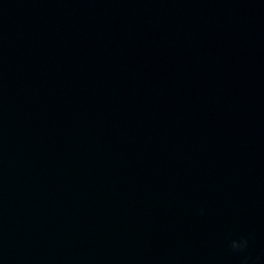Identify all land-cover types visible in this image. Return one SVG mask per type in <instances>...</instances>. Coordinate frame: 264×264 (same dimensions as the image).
<instances>
[{
	"label": "water",
	"instance_id": "95a60500",
	"mask_svg": "<svg viewBox=\"0 0 264 264\" xmlns=\"http://www.w3.org/2000/svg\"><path fill=\"white\" fill-rule=\"evenodd\" d=\"M0 264H264V0H0Z\"/></svg>",
	"mask_w": 264,
	"mask_h": 264
},
{
	"label": "clouds",
	"instance_id": "9594fccd",
	"mask_svg": "<svg viewBox=\"0 0 264 264\" xmlns=\"http://www.w3.org/2000/svg\"><path fill=\"white\" fill-rule=\"evenodd\" d=\"M232 247H233V248H236V246H235V244H234V243L232 244Z\"/></svg>",
	"mask_w": 264,
	"mask_h": 264
}]
</instances>
